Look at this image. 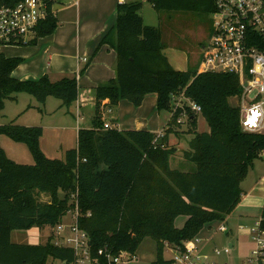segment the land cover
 Here are the masks:
<instances>
[{"label": "trees", "instance_id": "1", "mask_svg": "<svg viewBox=\"0 0 264 264\" xmlns=\"http://www.w3.org/2000/svg\"><path fill=\"white\" fill-rule=\"evenodd\" d=\"M14 5L19 0H0ZM47 15L35 27V37L51 34L57 26L53 0H44ZM158 12L191 11L210 14L213 0H147ZM138 0L117 3L115 22L99 44H107L116 54V74L95 87V112L90 128L77 131L74 148L63 158H50L40 148L43 129L11 120L0 125V134L23 143L32 164L17 163L0 147V264H61L74 260L71 248L45 243L11 241L13 230L32 225L43 227L61 223L77 207L76 222L88 236L91 257L105 249L114 255L135 253L149 237L155 242L152 264H171L166 249L181 251L186 241L215 221L223 220L240 201V182L264 149V134L242 131L239 107L230 97L240 95L237 76L174 69L162 53L161 33L143 22ZM2 44V43H1ZM22 62L0 52V118L6 99L25 92L43 104L47 97L63 105L76 101V77L52 81L47 74L38 79H18L13 70ZM155 93L157 109L172 111L175 98L183 93L200 106L208 132H196L186 159L192 170L171 168L173 154L166 131L179 117L177 110L165 127V136L156 147L155 133L146 129H103L102 107H112L120 99L140 105L144 96ZM104 100H107L103 103ZM191 124L195 113L183 103ZM178 123V122H177ZM41 195L48 196L47 201ZM179 216L185 217L178 227ZM264 229V203L259 218Z\"/></svg>", "mask_w": 264, "mask_h": 264}, {"label": "rangeland", "instance_id": "2", "mask_svg": "<svg viewBox=\"0 0 264 264\" xmlns=\"http://www.w3.org/2000/svg\"><path fill=\"white\" fill-rule=\"evenodd\" d=\"M74 0H53L54 5H68ZM76 1V0H75ZM87 0L80 1V15L79 6L77 3H73L71 7L65 12H59L57 14V27L69 26L71 31L68 35H65V49H72L74 52L75 43V23L76 18L80 23V41L84 44L85 30L84 27L87 24H94L96 22L95 18H87L83 13V5ZM141 2L142 6L140 9V14L143 18V22L147 25H152L158 28L161 33V42L168 47L166 53L170 51L174 53L177 58V63L185 66L189 60L191 63L190 68L197 69L199 61L201 58V46L204 44L211 35V18L209 14L194 13L191 11H156L147 0H138ZM113 6H116L119 0H113ZM85 9V8H84ZM71 23V25H68ZM55 28V29H56ZM62 29V28H61ZM54 32V31H53ZM52 32V33H53ZM51 33V34H52ZM51 34L39 37V42L37 45L43 44L42 48L38 49V54L41 50L45 48L47 41H49ZM9 45V44H5ZM13 45V44H12ZM30 45V44H29ZM24 46V45H23ZM27 46V45H26ZM105 45L98 44L97 49L90 45L91 50L89 55L87 51L79 50L81 57L85 56L87 59L91 58H101L103 53H105ZM20 47V46H18ZM34 47V46H33ZM38 47V46H36ZM36 47L32 48V51L36 53ZM101 48V49H100ZM110 48V47H109ZM36 49V50H35ZM20 52L26 50L19 49ZM28 56V53L27 55ZM41 56V55H40ZM26 64L29 65L31 61L26 57ZM188 59V60H187ZM37 62L46 68H49L52 64V60L45 57L37 58ZM23 63V61L21 62ZM82 68L85 65L81 64ZM86 66H89L86 65ZM87 68V67H86ZM85 68V69H86ZM85 69L78 71V75L83 76L86 72ZM99 69H94L91 73L92 75H99L97 72ZM91 74L89 76H91ZM74 76V74L72 75ZM110 76V75H109ZM39 78V77H38ZM92 80L95 78L91 76ZM110 78V77H107ZM84 76L81 79L80 84H84ZM108 81V80H107ZM101 84V83H100ZM99 85V84H98ZM22 95L27 98H17V100H5V109L3 111V120H8L13 116H18L17 121L20 122L21 119L24 120L26 117H32L33 120L37 122H55L62 125L75 124L74 114L71 113L70 108L74 107V102L69 105H63L61 100L53 96H49L48 104L44 106L37 101L32 95L22 92ZM182 94L175 98L174 107H177V101ZM33 99L34 107H29L26 111H23L27 106V99ZM86 98V97H85ZM239 97L237 95L230 97V103L232 105L238 106ZM182 102L186 105H191V100L182 95ZM102 107V116L104 111ZM62 108V109H61ZM86 104L78 112L82 114V118L78 121L79 126H92V119L85 112ZM112 112H105V117L114 116L118 118V126L113 125V128L119 130H127L135 128V121L140 120L144 123L146 129H149L152 133L165 129L168 121L171 119V111L157 109V96L155 93H150L145 96L140 105H134L127 99H120L117 104L113 105L111 108ZM64 111H68V115ZM177 112H180L179 117H181L182 108L178 106ZM24 118V119H23ZM182 122L175 123L172 122L171 129L166 131L167 137L166 141L171 149H173V154L170 155L169 164L171 168H177L179 170H192L194 165L189 162L184 156L185 152L190 150V141L196 132H208L209 126L203 117V115L198 112L195 114V122L191 124L188 122L187 117L183 116ZM13 120H16L13 119ZM16 122V121H15ZM17 122V124H18ZM82 127V128H83ZM77 138V130L71 127L63 129H46L43 138L40 139V144L42 150L45 154L50 157H64L66 149L74 148ZM61 145L63 150H60L58 145ZM0 147L6 150L7 156L16 160V162L22 164H32L33 158L24 144H18L13 142L7 136L0 134ZM176 149V150H175ZM58 152H61L59 154ZM240 187L243 190L241 194L240 201L236 205L237 210L226 216L228 218V228L231 229L226 232L216 231V228L220 225L221 221H215L211 224V227H204L200 231V236L209 237L213 234L211 241L207 244V251L211 252V249L218 248L220 250L229 248L228 253H221L219 256H212L216 264H255L250 261L251 250L255 246V242L252 240L251 235L241 233V227H243L245 222L252 226L256 221H259L261 215V207L264 200V154L259 158L255 159L252 165L248 168V171L242 181L240 182ZM235 207V208H236ZM73 211H69L62 219L61 223L56 225H46L43 227H38L32 225L29 228L22 230H13L12 239L13 241L26 243V244H39L47 241L49 236L56 233V228L59 224L64 226L63 235L73 236V231L71 230V225L73 224ZM185 220V217L179 216L176 219V226L180 227ZM216 231V232H214ZM231 244V247H229ZM167 250V251H166ZM165 257L170 258L172 249H166ZM136 259L132 260H121L117 264H151V260L155 258V242L146 237L138 249L135 252ZM153 258V259H152ZM47 264H61V261L57 259H48Z\"/></svg>", "mask_w": 264, "mask_h": 264}, {"label": "built area", "instance_id": "3", "mask_svg": "<svg viewBox=\"0 0 264 264\" xmlns=\"http://www.w3.org/2000/svg\"><path fill=\"white\" fill-rule=\"evenodd\" d=\"M124 3L133 0H119ZM214 9L210 12L211 35L201 46V58L197 73L216 72L237 76L241 93L239 97V122L242 131L264 134V0H213ZM47 4L44 0H19L14 5L0 1V42L6 44L28 43L35 37V27L45 19ZM183 95V93H182ZM182 95L177 101V107L171 111V117L178 106L183 107ZM190 110L193 113L201 111L199 105L192 102ZM189 113L182 108L181 117ZM177 117L178 123L182 118ZM108 121L103 123V129H112ZM165 136V129L155 132L152 142L156 147ZM264 154V149L260 155ZM77 207L73 211V236H64V226L59 224L54 234L56 245L66 246L73 250L74 260L65 264H103L98 258L91 257L88 236L76 222ZM248 230L255 242L251 250V262L264 264V229L260 221H256ZM216 231L226 232L228 226L226 217ZM214 231V232H216ZM213 234L202 237L197 234L185 242L181 251H173L171 264H216L212 256L228 253L229 248L206 250ZM97 255L103 256L108 264H117L121 260L136 259L135 253L121 252L112 254L105 249H99Z\"/></svg>", "mask_w": 264, "mask_h": 264}, {"label": "crops", "instance_id": "4", "mask_svg": "<svg viewBox=\"0 0 264 264\" xmlns=\"http://www.w3.org/2000/svg\"><path fill=\"white\" fill-rule=\"evenodd\" d=\"M78 1V6H79V15H80V11H81V7H80V1L81 0H74L73 2H71L68 5H58L55 6L54 2L52 5V11L55 13V15L57 16V14L59 12H65L67 11L71 5L73 3H77ZM113 0H87L84 2L83 5V10L82 13L88 18H95L96 22L92 25L87 24L83 30H85V41L84 44H81L80 41V23L77 21L76 18V23H75V43H74V52H72V49L68 50V48L65 49V35H68L71 31V28L69 26L64 27V24L61 27H57L54 32L49 35L50 39L49 41H47L45 48H43L41 50V53L37 55L38 49L43 47L41 45H37L39 42V38H37L35 40L34 43L30 44L29 43H19V44H9V45H5L6 43H2L0 42V52H2L5 56L8 57H20L22 58L23 63H20L12 72V75L18 79H23V80H28V79H38V77L40 78L42 75L47 74L48 77L50 78V80L55 81L58 80L62 77H76L77 80V86H78V96L76 101L74 102V107L70 108V112L74 114V121L75 124H67V125H62L60 123H55V122H43L42 123V119L40 120L41 122H37V120H33V116L32 117H26L24 120L21 119L20 122L17 121V115L13 116L12 118L8 119V120H3L2 118L4 117V109L5 106L1 112V118H0V125L2 124H7L9 123L11 120L16 118V122H18V124L20 125H24V126H33V125H39L42 127L43 129V133L41 138H43L44 136V132L46 129H63V128H74L78 131L80 128H82L83 126H79L78 121L80 120V117L82 118V114L78 113L81 108L84 106V104H86V110L85 112H83V114L85 113L86 115H89V117L92 119L94 116V112H95V87L100 84V83H105L107 80L115 77L116 74V54L113 48H111L109 45L104 44L105 46L103 48H106L105 53H103L104 55L101 56V58H89L87 59L85 56L81 57V55L79 54V50L87 51L88 55L90 53V51L92 50H88L90 49V45L92 47H94L95 49H97L98 44L102 38V36L108 31V29L112 26V24L115 22V17H116V6H113ZM85 8V9H84ZM68 25H71V23H69ZM62 28V29H61ZM24 45V46H23ZM27 45V46H26ZM20 46V47H18ZM34 46V47H33ZM38 46V47H36ZM36 47V53L35 51H32V48ZM110 47V48H109ZM19 49L21 50H26L24 52H20ZM101 49V48H100ZM166 50H173V49H168V47H165V45L163 44V48H162V53L164 54V56L167 58L168 62L170 63V65L177 70H186L188 68H190L191 63L187 62V64L185 66H177L180 65L179 63H177V58L174 55L173 52H169L166 53ZM28 53V56H26ZM41 55V56H40ZM47 57L48 59L52 60V64L50 65L49 68L44 67L43 65H40L37 62V58L40 57ZM26 57H28L31 61H29V65H25L26 64ZM85 65V68H82V65ZM89 66H86L88 65ZM99 69L97 72L99 73V75H92L91 73L93 72L94 69ZM84 70L85 69V74L84 79L85 81L83 82L84 84H80L81 79L83 76L78 75V71L80 70ZM74 74V76H72ZM91 74V76L95 77L93 80L91 78V76H89ZM110 75V76H109ZM110 77V78H107ZM150 94V93H148ZM148 94H146L145 96H147ZM25 95H22V92H19L15 95L14 99H9V100H17V98H27L24 97ZM144 96V97H145ZM86 97V98H85ZM48 98H46L45 102H44V106H46L48 104ZM107 100H104V102H106ZM27 106L26 108H24L23 111H26L27 108L29 107H34V102L33 99H31L29 97V99H27ZM112 107L107 106L106 108H104L105 112H112L111 110ZM62 109V108H61ZM66 113V115H68V111H64ZM105 112L103 113V122L105 121H109L112 125L116 124V126H118V118L114 117V116H109V118L105 117ZM135 128L134 129H146L145 125L143 122H141L140 120H136L135 121ZM83 128H90L88 126H85ZM149 130V129H146ZM150 131V130H149ZM5 136V135H4ZM40 138V139H41ZM13 141V140H12ZM15 142V141H13ZM76 142H77V138H76ZM18 143V142H15ZM18 144H23V143H18ZM26 146V145H25ZM76 146V143H75ZM40 148H41V144H40ZM60 150H63V148H61V145L59 144L58 147ZM42 149V148H41ZM67 150V149H66ZM65 150V151H66ZM6 155L7 152L4 149ZM44 152V150H42ZM59 154H61V152H58ZM45 154V152H44ZM46 155V154H45ZM47 156V155H46ZM50 158H62V156H58V157H53L50 156ZM12 159V158H10ZM13 160V159H12ZM16 162V160H13ZM19 163V162H17ZM243 191V190H242ZM41 199L43 201H47L48 200V196L45 195H41ZM264 203V200H263ZM262 203V206H263ZM238 207V206H237ZM237 207L234 208L229 216L234 213L237 210ZM262 210V207H261ZM226 222L228 224V218L226 217ZM246 224L243 225V227H250V224H248L247 222H245ZM241 227L240 231L241 233H245V234H249L248 230L246 228ZM231 232V229L228 228V232ZM12 232H11V241L15 242V243H21V242H17V241H13L12 239ZM52 238V240L54 239V235L49 236ZM45 243V242H44ZM40 244V243H39ZM229 247H231V244H229ZM207 249V247H206ZM167 251V250H166ZM165 251V252H166ZM172 254V253H171ZM165 256V253H164ZM171 256V255H170ZM155 258V257H154ZM168 258V257H166ZM153 259V258H152ZM152 262L154 260H151ZM151 262V264H152Z\"/></svg>", "mask_w": 264, "mask_h": 264}, {"label": "water", "instance_id": "5", "mask_svg": "<svg viewBox=\"0 0 264 264\" xmlns=\"http://www.w3.org/2000/svg\"><path fill=\"white\" fill-rule=\"evenodd\" d=\"M176 150V149H175Z\"/></svg>", "mask_w": 264, "mask_h": 264}]
</instances>
